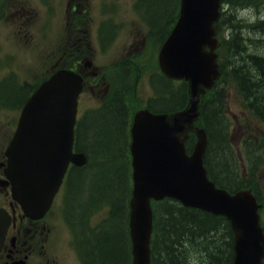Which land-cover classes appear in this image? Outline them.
I'll use <instances>...</instances> for the list:
<instances>
[{"label":"water","instance_id":"95a60500","mask_svg":"<svg viewBox=\"0 0 264 264\" xmlns=\"http://www.w3.org/2000/svg\"><path fill=\"white\" fill-rule=\"evenodd\" d=\"M221 1L180 0L178 21L159 54L160 68L168 77L187 81L188 106L173 114L141 110L134 117L129 201L132 264H150V200L164 197L225 216L234 235L233 264H263L264 235L258 205L249 191L229 194L208 180L202 163L205 133L194 126L199 97L218 77L214 22L219 18ZM81 88L78 75L60 70L38 87L21 111L6 152L10 165L7 177L13 183L14 199L30 217H38L49 208L69 163H85L82 153L72 151ZM189 133H194L197 141L188 156L184 142ZM7 224V216L0 217V244Z\"/></svg>","mask_w":264,"mask_h":264},{"label":"trees","instance_id":"16d2710c","mask_svg":"<svg viewBox=\"0 0 264 264\" xmlns=\"http://www.w3.org/2000/svg\"><path fill=\"white\" fill-rule=\"evenodd\" d=\"M224 2L226 10L215 25L220 41L218 52L220 57L225 55L227 62L226 71L224 65L221 67L225 71L222 74L232 79L249 110L264 122V54L248 51L244 31H258L264 37V16L256 23L246 24L238 19V8L231 0ZM244 4L254 7L257 3L246 0ZM137 6L151 33L166 36L175 19L178 0H138ZM37 85L21 81L14 73L3 77L0 112L19 110ZM152 86L157 96L149 100L152 111L169 112L186 105L185 83L178 86L163 76H154ZM226 93L214 89L210 98L201 101L200 114L209 140L204 159L209 175L221 188L234 192L252 185L241 177L227 141L228 124L223 116ZM129 122L130 107L120 95L87 113L77 125L76 148L87 155L88 161L84 167L71 171L65 218L75 234L83 264L131 263L129 190L125 179ZM187 146L190 151L192 142ZM103 204L108 218L91 226L89 213ZM153 212L151 264H232L233 235L224 217L188 209L169 199L155 203Z\"/></svg>","mask_w":264,"mask_h":264},{"label":"rangeland","instance_id":"374dc122","mask_svg":"<svg viewBox=\"0 0 264 264\" xmlns=\"http://www.w3.org/2000/svg\"><path fill=\"white\" fill-rule=\"evenodd\" d=\"M3 1L6 4L5 12L8 18L0 23V76L6 71H11L16 72L26 82L38 81L50 70L52 63L57 61L59 55L54 54L57 44H60L61 41L68 42L67 44H71L69 48L74 47L71 49L73 52L70 53L78 52V58H82L87 53L92 64L96 68H100L102 73L110 79L105 81L110 83L106 93L102 95L99 93L104 85L99 87V91L88 92V99L81 100V112L86 108L96 106L103 101V98L112 94L111 85L114 86L112 79H115L114 73L117 68L109 67V65L129 53L140 52L138 51L141 45L140 37L145 33V28L132 9L134 0H47L51 12L42 0H0V3ZM245 1L231 0L232 5L239 10V17L248 22L261 18V12L264 11V0H253L257 3L255 7L250 4L245 6ZM46 10L50 12V15L46 13ZM82 16L88 17V20L81 21ZM46 17L48 20L45 19ZM106 19L116 27L117 31L107 44L105 52L99 53L96 29L99 23ZM6 21L9 23H5ZM246 33L250 38L257 37L259 39L257 33L249 31ZM69 35L73 37L72 41L69 40ZM250 44L248 50L264 48V40L254 41ZM77 45L86 52L78 49ZM157 51L158 47H155L153 54L156 55ZM136 71V69L131 70L124 77L125 82L123 83H121L122 75L118 77L120 87L116 92L119 95L128 88L129 83H126V80L130 79L133 74L135 75ZM131 87L143 102L151 96V87H149L146 77L140 75V72L136 85ZM141 100L136 101L134 97L130 96L127 101L134 108L139 109ZM226 112L231 131L230 142L235 151L240 150L239 146L243 138H264V126L243 108L241 98L234 86L229 88ZM15 116L17 114L9 111L2 112L0 116V150H2L13 126ZM262 158H264V153L259 154L258 159ZM104 165H108V163L104 162ZM254 167L253 181L257 182L264 202V163L256 162ZM128 173L127 168L125 169V179L127 180ZM60 208L58 203L53 208L52 215L56 220V222L53 221L54 224L59 223L55 214H60ZM63 233L68 237L64 228ZM66 236L60 235V244L53 251L61 257L62 261L64 260L61 264H80L70 245L69 249L63 246Z\"/></svg>","mask_w":264,"mask_h":264},{"label":"flooded vegetation","instance_id":"af4514ba","mask_svg":"<svg viewBox=\"0 0 264 264\" xmlns=\"http://www.w3.org/2000/svg\"><path fill=\"white\" fill-rule=\"evenodd\" d=\"M88 63L81 65L79 61L75 67L85 78L84 90L94 93L101 81V85L104 84V79L98 68H86ZM3 153L0 152V208L10 214L11 222L0 251V264H61L63 261L52 249L58 239L53 230L55 224L51 212L41 219H30L23 214L20 206L12 200L9 187L2 182Z\"/></svg>","mask_w":264,"mask_h":264}]
</instances>
